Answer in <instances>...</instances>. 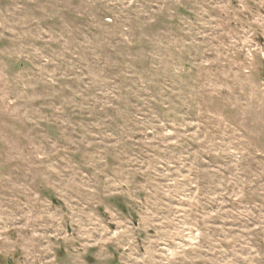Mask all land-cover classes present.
Instances as JSON below:
<instances>
[{"label": "rangeland", "instance_id": "374dc122", "mask_svg": "<svg viewBox=\"0 0 264 264\" xmlns=\"http://www.w3.org/2000/svg\"><path fill=\"white\" fill-rule=\"evenodd\" d=\"M0 264H264V0H0Z\"/></svg>", "mask_w": 264, "mask_h": 264}]
</instances>
